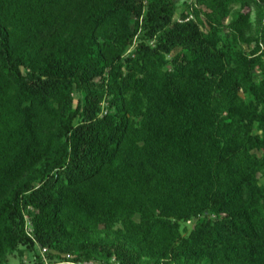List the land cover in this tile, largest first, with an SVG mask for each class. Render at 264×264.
<instances>
[{
    "label": "trees",
    "instance_id": "trees-1",
    "mask_svg": "<svg viewBox=\"0 0 264 264\" xmlns=\"http://www.w3.org/2000/svg\"><path fill=\"white\" fill-rule=\"evenodd\" d=\"M262 177L264 0H0V264H264Z\"/></svg>",
    "mask_w": 264,
    "mask_h": 264
},
{
    "label": "rangeland",
    "instance_id": "rangeland-1",
    "mask_svg": "<svg viewBox=\"0 0 264 264\" xmlns=\"http://www.w3.org/2000/svg\"><path fill=\"white\" fill-rule=\"evenodd\" d=\"M178 1V3H179V5L181 6V8H182V6H183V1L184 0H177ZM187 1H189V0H187ZM180 8V7H179ZM179 11V10H178ZM177 11V12H178ZM260 181L262 182V183H264V177H262L261 179H260ZM36 251H37V253H39V249L38 248H36ZM32 253H30V252H25L24 253V259H23V261L22 260H20V257L18 256V254L17 253H15V254H13V255H10L9 257H8V259H7V261L5 262V263H3V264H31L32 262Z\"/></svg>",
    "mask_w": 264,
    "mask_h": 264
},
{
    "label": "built area",
    "instance_id": "built-area-1",
    "mask_svg": "<svg viewBox=\"0 0 264 264\" xmlns=\"http://www.w3.org/2000/svg\"><path fill=\"white\" fill-rule=\"evenodd\" d=\"M44 251H46V248H42L41 252L43 253ZM69 256V255H67ZM68 264H94V262L92 260L89 261H66Z\"/></svg>",
    "mask_w": 264,
    "mask_h": 264
}]
</instances>
